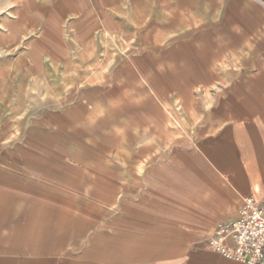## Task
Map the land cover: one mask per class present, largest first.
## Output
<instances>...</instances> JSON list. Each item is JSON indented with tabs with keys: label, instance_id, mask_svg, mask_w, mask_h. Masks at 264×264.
Listing matches in <instances>:
<instances>
[{
	"label": "crops",
	"instance_id": "obj_1",
	"mask_svg": "<svg viewBox=\"0 0 264 264\" xmlns=\"http://www.w3.org/2000/svg\"><path fill=\"white\" fill-rule=\"evenodd\" d=\"M149 2L0 0V264H249L211 243L264 197V144L229 183L173 105L212 72Z\"/></svg>",
	"mask_w": 264,
	"mask_h": 264
},
{
	"label": "rangeland",
	"instance_id": "obj_2",
	"mask_svg": "<svg viewBox=\"0 0 264 264\" xmlns=\"http://www.w3.org/2000/svg\"><path fill=\"white\" fill-rule=\"evenodd\" d=\"M149 6L158 12L150 20L180 22L182 43L196 38V43L181 47V54L201 52L192 64L212 72V89H190L184 82L182 92L172 96L173 105L183 118L194 121L193 131L206 125V148L213 150L214 161H225L228 181L235 183L238 160L247 168L256 145L264 144V0H150ZM242 82L251 89H240ZM97 215L107 221L115 217L108 208Z\"/></svg>",
	"mask_w": 264,
	"mask_h": 264
},
{
	"label": "built area",
	"instance_id": "obj_3",
	"mask_svg": "<svg viewBox=\"0 0 264 264\" xmlns=\"http://www.w3.org/2000/svg\"><path fill=\"white\" fill-rule=\"evenodd\" d=\"M219 229L231 234L233 249L228 248L226 241L214 240L211 245L238 261L264 262V197H248L240 215L229 223H221Z\"/></svg>",
	"mask_w": 264,
	"mask_h": 264
},
{
	"label": "bare ground",
	"instance_id": "obj_4",
	"mask_svg": "<svg viewBox=\"0 0 264 264\" xmlns=\"http://www.w3.org/2000/svg\"><path fill=\"white\" fill-rule=\"evenodd\" d=\"M256 110V109H255Z\"/></svg>",
	"mask_w": 264,
	"mask_h": 264
}]
</instances>
